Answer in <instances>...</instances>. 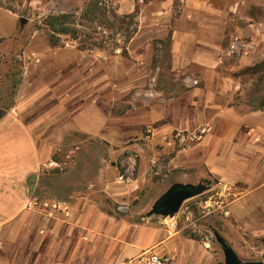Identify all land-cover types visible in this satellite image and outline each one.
I'll return each mask as SVG.
<instances>
[{
	"label": "rangeland",
	"instance_id": "rangeland-1",
	"mask_svg": "<svg viewBox=\"0 0 264 264\" xmlns=\"http://www.w3.org/2000/svg\"><path fill=\"white\" fill-rule=\"evenodd\" d=\"M88 1L0 0V109L18 104L19 117L38 121L35 138L52 157L31 187V210L66 215L89 200L131 221L155 215L209 264H224L213 232L242 262L264 264V157L232 185L202 162L178 165L200 156L207 130L193 124L197 96L190 90L200 83L185 79L189 71H172L168 35L177 20L200 17L197 10L186 0H92L105 17L99 23L81 18ZM233 4L237 13L248 10ZM61 14L73 15L76 39L47 26ZM259 40L264 56V29ZM229 41L225 36L221 71L239 83L236 101L264 111V70L239 67V50L230 53ZM176 185L202 191L172 217L152 213Z\"/></svg>",
	"mask_w": 264,
	"mask_h": 264
},
{
	"label": "crops",
	"instance_id": "crops-1",
	"mask_svg": "<svg viewBox=\"0 0 264 264\" xmlns=\"http://www.w3.org/2000/svg\"><path fill=\"white\" fill-rule=\"evenodd\" d=\"M186 1L200 17L183 18L170 27V64L172 71H189L187 81L200 83L190 90L197 96L198 121L193 124L207 132L197 144L200 156L178 165L185 169L202 162L221 183L232 185L256 171L264 157V111L236 101L239 83L221 71L223 39L230 37V53L239 50V67L262 62L264 0H223L228 4L224 8L215 0ZM230 3L248 10L237 13L238 4ZM18 106L0 118V264H122L146 252L175 258L171 264H209L206 255L189 253L191 244L178 241L159 216L131 221L89 200L70 206L66 215L32 211L31 187L52 157L47 144L35 138L38 121L25 122L16 113Z\"/></svg>",
	"mask_w": 264,
	"mask_h": 264
},
{
	"label": "water",
	"instance_id": "water-1",
	"mask_svg": "<svg viewBox=\"0 0 264 264\" xmlns=\"http://www.w3.org/2000/svg\"><path fill=\"white\" fill-rule=\"evenodd\" d=\"M20 23L21 25H23L25 23V20L21 19ZM178 187V185L172 187V189H170L166 193V195L157 203L159 211L154 209L152 213H158L163 217H172L179 211L183 202L195 197L202 191L199 188L191 187L190 189H177ZM213 235L222 250L224 264H262L242 262L237 257L233 249L229 246V244L225 241V239H223L217 232H213Z\"/></svg>",
	"mask_w": 264,
	"mask_h": 264
},
{
	"label": "trees",
	"instance_id": "trees-1",
	"mask_svg": "<svg viewBox=\"0 0 264 264\" xmlns=\"http://www.w3.org/2000/svg\"><path fill=\"white\" fill-rule=\"evenodd\" d=\"M81 18L85 21H96L100 23V19L104 21L105 17L104 15L99 11V8L97 7V2L94 1H88L85 5V9L83 11V14ZM73 23V15L71 14H61L57 16H51L47 20V26L52 30L55 34H67V35H73V38L76 39L77 37V30L74 28H71L69 24ZM169 39V37H168ZM254 70L258 69L260 71L264 70V60L252 67ZM8 106L4 108L7 109ZM0 109V118L5 115V111ZM190 186H179L177 189H190ZM155 210L159 211L158 204L154 208Z\"/></svg>",
	"mask_w": 264,
	"mask_h": 264
},
{
	"label": "built area",
	"instance_id": "built-area-1",
	"mask_svg": "<svg viewBox=\"0 0 264 264\" xmlns=\"http://www.w3.org/2000/svg\"><path fill=\"white\" fill-rule=\"evenodd\" d=\"M45 207L48 206V204H44ZM52 209H58L60 206L54 204L51 205ZM172 259L168 256H156L151 253L148 254H142L138 258L130 259L126 264H171Z\"/></svg>",
	"mask_w": 264,
	"mask_h": 264
}]
</instances>
